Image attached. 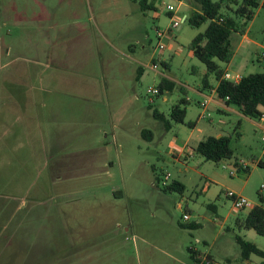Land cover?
<instances>
[{
  "label": "rangeland",
  "instance_id": "rangeland-1",
  "mask_svg": "<svg viewBox=\"0 0 264 264\" xmlns=\"http://www.w3.org/2000/svg\"><path fill=\"white\" fill-rule=\"evenodd\" d=\"M139 1L0 0V264H193L188 248L213 264L259 263L241 260L236 236L262 250L264 236L238 227L250 207L227 192L264 207V132L234 105H199L216 80L202 87L206 68L190 50L207 24L184 21L198 3ZM246 29L254 42L237 47L233 34L227 69L241 76L264 72V8ZM164 79L172 89L152 95ZM177 103L183 122L171 116ZM219 134L232 159L196 152ZM234 158L249 172L230 175ZM167 173L182 193L161 189Z\"/></svg>",
  "mask_w": 264,
  "mask_h": 264
},
{
  "label": "trees",
  "instance_id": "trees-1",
  "mask_svg": "<svg viewBox=\"0 0 264 264\" xmlns=\"http://www.w3.org/2000/svg\"><path fill=\"white\" fill-rule=\"evenodd\" d=\"M148 0H140L142 8L147 7ZM200 6V11H194L184 21L193 27H200L206 23L203 32L198 33L190 42L191 53L201 61L205 68L206 74L203 78V88L210 90L207 77L213 74L216 80V86L213 88L217 99L227 105H234L239 112L252 119H260L264 114V72L253 73L241 76L237 83L223 78L224 71L220 68L219 62L229 63L233 56L232 35L245 33L249 22L252 20L254 11L258 7L264 8V0H194ZM173 82L164 79L157 87L159 94L163 90H171ZM184 102L183 100L180 102ZM175 104L171 109V116L177 122H183L185 108ZM153 115L158 119H163V115L154 111ZM192 126L193 124H189ZM143 137L152 138V132L148 129L141 131ZM231 137L226 135L213 136L209 135L199 140L195 147L198 154L206 160L219 162L220 160H229L233 158V149L230 146ZM258 166L264 167V160L257 162ZM233 165L237 172H249L247 165L240 164L234 158ZM160 178L155 177V183L158 185ZM163 191L184 190L183 183L171 181L161 188ZM214 206V205H211ZM239 228L253 229L259 235L264 236V207L262 198L260 203L251 206L243 218L237 222ZM180 227L197 228L200 226L197 222L184 223L178 222ZM240 245L241 260H249L252 254L260 257L258 264H264V250L259 249L252 242L236 236ZM188 253L193 264H213L209 255L200 253L198 250L188 248Z\"/></svg>",
  "mask_w": 264,
  "mask_h": 264
},
{
  "label": "built area",
  "instance_id": "built-area-1",
  "mask_svg": "<svg viewBox=\"0 0 264 264\" xmlns=\"http://www.w3.org/2000/svg\"><path fill=\"white\" fill-rule=\"evenodd\" d=\"M167 9L169 11H173L174 10V7L172 5H167ZM179 26H180V22L177 21V20H173L172 27L173 28H177ZM158 35H161V34L158 33ZM159 47L162 48L163 47L162 44H160ZM263 56H264V53H263ZM152 67L155 69L157 66H156V64H153ZM223 78L226 79V80H230V81H232L234 83H237L240 80L241 75L239 73H231L228 70H225L224 71V74H223ZM148 91L150 93H152V95H155V94L159 93L158 88H150ZM209 100H210V97L209 96L208 97L205 96L204 99L199 102V105L203 108V110H205L206 105L209 102ZM150 101H152V98H150ZM206 115L207 114L205 113V111L201 114L202 117H205ZM260 119L264 120V114H262L260 116ZM262 140H264V137H262ZM263 158H264V148H263V156L260 159H263ZM260 159H258L257 162ZM240 164H242L243 166L246 165L243 161H240ZM236 172H237V168L234 167V169L231 170L230 175H235ZM169 177H170V174L169 173H167V174H165L163 176V178H162V185L163 186H166L169 183V181H168L169 180ZM261 188H264V184L261 185ZM227 196L232 199L233 205L237 209H242L244 207H251L252 206V204L246 198H244V197H242L240 195H237L233 191L227 192ZM183 218L184 219H187L188 218V215L186 213H184L183 214Z\"/></svg>",
  "mask_w": 264,
  "mask_h": 264
},
{
  "label": "crops",
  "instance_id": "crops-1",
  "mask_svg": "<svg viewBox=\"0 0 264 264\" xmlns=\"http://www.w3.org/2000/svg\"><path fill=\"white\" fill-rule=\"evenodd\" d=\"M253 19V18H252ZM248 33H247V29H246V31H245V33L244 34H242V35H239V34H234L235 36H240V38H239V41H238V43H237V41H236V43H237V47H240V46H242L243 44H244V42H245V40H248V42H254L253 40H251V39H249L248 38V35H247ZM236 40V39H235ZM232 42H233V35H232ZM233 59V58H232ZM232 59L230 60V62L228 63V66L226 67V70L228 69V67H230V66H232L233 65V63H232ZM198 92L201 94V97H204V96H206L203 92H201L200 90H198ZM210 97V100L211 101H213L214 102V104L215 105H217L218 107H226V109H229V110H232V111H235V109H232L229 105H227L226 103H224L223 101H221V100H219V99H217V97H211V96H209ZM167 97L166 96H164V99H166ZM199 103V102H198ZM239 114H241L240 112H239ZM242 115V114H241ZM244 116V115H243ZM245 118H249V117H246V116H244ZM249 119H251V121L253 122V123H255L260 129H262V131L264 132V120H262V119H252V118H249ZM221 134H219L218 136H220ZM71 250H74V249H71ZM71 250H69L70 252H73V251H71ZM65 252H68V251H65ZM65 259V258H64ZM63 258H61V260H64Z\"/></svg>",
  "mask_w": 264,
  "mask_h": 264
}]
</instances>
